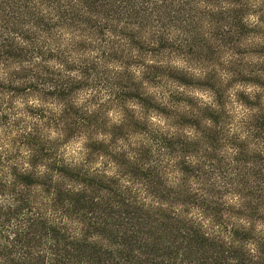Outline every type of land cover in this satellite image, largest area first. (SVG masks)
<instances>
[{"label": "trees", "instance_id": "obj_1", "mask_svg": "<svg viewBox=\"0 0 264 264\" xmlns=\"http://www.w3.org/2000/svg\"><path fill=\"white\" fill-rule=\"evenodd\" d=\"M255 3L0 0V264H264V92H236L252 109L236 131L225 108L235 85L264 88ZM82 137L87 151L66 156Z\"/></svg>", "mask_w": 264, "mask_h": 264}, {"label": "clouds", "instance_id": "obj_2", "mask_svg": "<svg viewBox=\"0 0 264 264\" xmlns=\"http://www.w3.org/2000/svg\"><path fill=\"white\" fill-rule=\"evenodd\" d=\"M260 3H264V0H256V3L253 4V7H256L258 4ZM223 8L227 9L229 7H234L235 5L229 4V3H223ZM207 7L210 10H219V8H215L213 5H207ZM244 22L248 25H254V24H258L259 23V15H253V14H249L244 18ZM96 53H93V55H95ZM39 57L36 58L37 62H39ZM225 60V62L227 61L228 57H224L223 58ZM149 63H153L154 61H148ZM50 66L54 65L58 68H63V65L57 64L56 61H49L48 62ZM172 65L174 67L177 68H182L187 70L188 72L193 73L195 76L203 78L204 75H206L205 73H202L200 68L198 67H190L187 63L186 60H184L183 58H177L175 60L171 61ZM28 66V65H25ZM114 65H109V67H113ZM2 67V66H0ZM15 70H19V65H13L12 66ZM118 70L119 67L116 66ZM72 76L77 77V79L81 78L79 73L77 72H72L70 73ZM220 77L222 80H224L225 82H227L230 78H231V74L226 72V71H222L219 73ZM140 73L137 72V76H139ZM183 89H181L182 91ZM240 91L245 93L246 95H248V97L252 100L255 99V93L256 92H264V88L260 87L259 85H254V84H249L247 86H243L240 84L235 85L234 88H230L228 95H229V100L231 101V103H228L225 105L226 110L228 111V114L234 117V125L232 126V130L236 131L238 130L235 127V123H238L240 120L244 119L246 117V114H249L252 109H249L244 103H242L241 101H239L236 97V92ZM192 96L193 99H196L198 101H202L201 106H205V105H210L212 108L217 109L219 107L218 103H217V97L215 95V93L208 88H196V90L190 94ZM4 100H9L11 99L9 96H4L3 97ZM12 103L15 105L16 108L18 109H23L25 107V105H28L32 108H40V107H44V108H51L54 109L57 113V115H59L63 109V105H60L59 107H57L55 104L52 103H44V101L40 98H38L37 96H29L27 99H25L24 97H20L17 96L15 99L12 100ZM18 115H25V113L23 112H19ZM111 115V113H110ZM28 120H32L34 123H38L41 126H43L44 121H40L38 117L34 118L31 116H27L26 117ZM152 121L155 122L156 121V117L153 116L152 117ZM113 122L114 123H119V119L116 117H113ZM209 125H211V121H208ZM5 129L3 126H0V136L3 135ZM28 131H31V128H28ZM46 131H48L50 133V138H55L58 133L55 129H46ZM173 131H175V129H173ZM185 134L188 135L190 138H195V129L194 128H187L185 129ZM13 135H15V133H13ZM246 136L245 134L241 135V139H244ZM99 139H106L104 136H100L98 137ZM86 143V138H81L78 142H75L71 145V149L69 152H66V156L68 155H75L77 157H79V154L81 152H86L87 150L84 149V144ZM122 143V141H121ZM66 148H68V146H65ZM229 151H235L232 149H229ZM23 155L24 156H28L30 153L27 150L22 149ZM101 160H103V157L100 158ZM189 160L191 163L195 164L197 161L194 157H189ZM97 167L100 166L99 162L96 165ZM25 167H30L29 164L25 163ZM7 170V169H5ZM40 171L41 173H43L44 171H46V169L44 168L43 165L40 166ZM112 173H109V175H111ZM9 179H11V177H9ZM143 195V193H142ZM235 199H231L229 202L230 203H234ZM2 202V201H0ZM242 223H244V221H241ZM65 223H69V221H67V219L65 218ZM71 223H75V222H71ZM251 247V245H250ZM253 251H255V248H252Z\"/></svg>", "mask_w": 264, "mask_h": 264}]
</instances>
